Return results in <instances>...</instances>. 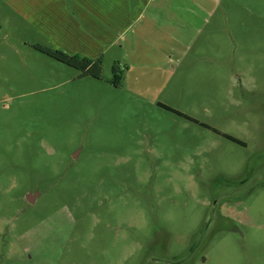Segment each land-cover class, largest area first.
I'll return each mask as SVG.
<instances>
[{
    "label": "rangeland",
    "instance_id": "1",
    "mask_svg": "<svg viewBox=\"0 0 264 264\" xmlns=\"http://www.w3.org/2000/svg\"><path fill=\"white\" fill-rule=\"evenodd\" d=\"M202 5L140 94L118 57L96 80L26 45L0 0V264H264V0Z\"/></svg>",
    "mask_w": 264,
    "mask_h": 264
},
{
    "label": "crops",
    "instance_id": "2",
    "mask_svg": "<svg viewBox=\"0 0 264 264\" xmlns=\"http://www.w3.org/2000/svg\"><path fill=\"white\" fill-rule=\"evenodd\" d=\"M4 2L29 31L26 45H42L91 61L118 57L123 81H130V90L140 94L157 92L169 63L178 60L192 34H200L216 11L204 7L202 0ZM157 104L175 114L167 105Z\"/></svg>",
    "mask_w": 264,
    "mask_h": 264
},
{
    "label": "trees",
    "instance_id": "3",
    "mask_svg": "<svg viewBox=\"0 0 264 264\" xmlns=\"http://www.w3.org/2000/svg\"><path fill=\"white\" fill-rule=\"evenodd\" d=\"M33 48L36 51H38L39 53L49 57L50 59H52L54 61H57L61 64H64V65H67L71 68L76 69L77 71H79L81 77H91V78H94L96 80L102 79L103 66H102V59L101 58H99L95 61H91L89 59L82 58L79 56H69V55H67L61 51L54 50L51 48H47V47H44L42 45H33ZM112 72H113V76H112V79L109 81V83L111 85H113L114 87L121 86L122 82L124 80V78L122 76L123 71L119 68L118 65L117 66L115 65L112 69ZM164 108L170 110L169 108H167L165 106H164ZM171 111L174 112L175 114H177L178 116L187 119L188 121H191L193 123H197L196 121H194L193 119H191L190 117H188L186 115H183L177 111H173V110H171ZM202 127L206 128V129H210L206 125L205 126L202 125ZM210 130L214 131L213 129H210ZM222 136L224 138L232 141V142H235L238 144L241 143L239 140H237V139H235L229 135H222Z\"/></svg>",
    "mask_w": 264,
    "mask_h": 264
},
{
    "label": "water",
    "instance_id": "4",
    "mask_svg": "<svg viewBox=\"0 0 264 264\" xmlns=\"http://www.w3.org/2000/svg\"><path fill=\"white\" fill-rule=\"evenodd\" d=\"M29 202H33V199H28Z\"/></svg>",
    "mask_w": 264,
    "mask_h": 264
}]
</instances>
